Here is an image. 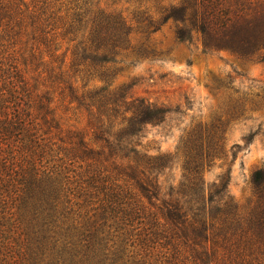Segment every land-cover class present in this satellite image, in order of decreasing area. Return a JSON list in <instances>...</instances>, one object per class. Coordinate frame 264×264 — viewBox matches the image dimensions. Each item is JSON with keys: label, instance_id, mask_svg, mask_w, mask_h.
<instances>
[{"label": "trees", "instance_id": "trees-1", "mask_svg": "<svg viewBox=\"0 0 264 264\" xmlns=\"http://www.w3.org/2000/svg\"><path fill=\"white\" fill-rule=\"evenodd\" d=\"M128 1L145 41L172 20L178 42L264 59V0ZM133 32L97 0H0V264H264V170L244 210L225 176L202 178L225 155L224 124L264 103L227 95L224 123L187 133L182 180L164 185L170 157L147 154L138 138L177 111L70 76L133 51ZM136 53L157 56L145 43Z\"/></svg>", "mask_w": 264, "mask_h": 264}, {"label": "rangeland", "instance_id": "rangeland-1", "mask_svg": "<svg viewBox=\"0 0 264 264\" xmlns=\"http://www.w3.org/2000/svg\"><path fill=\"white\" fill-rule=\"evenodd\" d=\"M100 8L120 14L134 29L131 42L134 50L122 53L106 68L78 66L70 68L79 88L124 90L126 97L142 98L153 104L176 110L160 124H147L138 138L141 149L150 155L168 154L170 161L162 172L164 185L182 180L183 139L198 125L210 126L225 121L223 101L227 95L243 96L264 103V59L244 60L224 50L203 51L201 44L175 40V23L168 20L148 41L136 22L138 5L128 0H97ZM175 0H163L167 7ZM157 52L155 57H140L137 50L144 44ZM62 43L57 55L59 64L67 48ZM67 52L66 63L70 61ZM68 65V64H67ZM64 69V68H63ZM67 69V68H66ZM69 104L66 101L65 107ZM72 107L71 105H69ZM86 114L81 127H85ZM225 155L206 167L202 178L207 184L227 179L226 194L239 208L248 209L256 199L252 175L264 170V110L251 111L245 118L224 124ZM91 138L92 129L86 128ZM247 138L249 141H247ZM236 144L237 148L230 151ZM159 257L152 264H159Z\"/></svg>", "mask_w": 264, "mask_h": 264}]
</instances>
